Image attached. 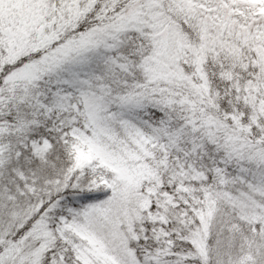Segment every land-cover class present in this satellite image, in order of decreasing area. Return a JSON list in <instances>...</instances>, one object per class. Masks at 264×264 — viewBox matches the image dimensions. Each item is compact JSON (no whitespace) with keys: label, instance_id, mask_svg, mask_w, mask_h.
<instances>
[{"label":"snow or ice","instance_id":"obj_1","mask_svg":"<svg viewBox=\"0 0 264 264\" xmlns=\"http://www.w3.org/2000/svg\"><path fill=\"white\" fill-rule=\"evenodd\" d=\"M0 264H264V0H0Z\"/></svg>","mask_w":264,"mask_h":264}]
</instances>
